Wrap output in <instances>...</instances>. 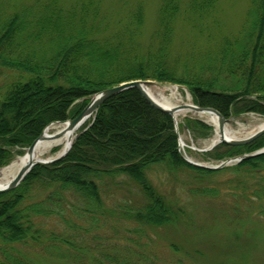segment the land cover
<instances>
[{"label":"trees","instance_id":"1","mask_svg":"<svg viewBox=\"0 0 264 264\" xmlns=\"http://www.w3.org/2000/svg\"><path fill=\"white\" fill-rule=\"evenodd\" d=\"M216 1L161 0L155 29L142 46L141 5L121 22L110 20L102 0H0V168L47 125L76 117L92 95L131 80L183 86L195 105L226 119L264 116V0H247L235 37L200 54H173L179 15L200 22L213 15ZM185 127L201 138L212 131L199 120H185ZM263 147L264 134L245 146L220 144L198 155L219 163ZM156 170L181 180L190 198L231 197L219 212L228 223L219 229L213 222L189 224L188 242L231 239L249 247L244 242L258 236L256 223L264 228V154L220 170L194 167L178 150L172 117L129 89L97 108L62 160L36 165L15 189L0 194V264H37L25 250L53 263L157 264L142 239L157 247L152 236L183 225L184 211L152 181ZM227 173L232 177L222 184H210ZM248 218L255 226L246 225ZM166 244L174 264H227L191 246Z\"/></svg>","mask_w":264,"mask_h":264},{"label":"rangeland","instance_id":"2","mask_svg":"<svg viewBox=\"0 0 264 264\" xmlns=\"http://www.w3.org/2000/svg\"><path fill=\"white\" fill-rule=\"evenodd\" d=\"M32 1L34 0H17L18 3H30ZM71 1L72 0H60L64 5L70 4ZM160 1L161 0H102V9L110 20L123 22L129 19L131 15L130 12L134 7L136 8L138 5H141L144 23L141 33H139L138 41L142 46H145L150 40L151 33L155 29ZM216 2L217 7L213 15L211 17H204V20L202 19L200 22L197 21L194 23V16L190 13H182L179 15L175 22L173 37L174 55H176V53L185 52L187 54L188 52L200 54L215 46L221 38L235 37L238 32L241 31L246 12L249 8L248 1L217 0ZM197 23L198 27L196 26ZM151 89L153 91H162L165 98L176 105L192 102L190 93L183 86L155 82ZM173 90H176L174 95L172 93ZM185 120H199L203 123H207L205 119L190 112L179 118L177 122L181 141L179 147L181 155L207 166L217 165V163L202 159L201 156L198 155L199 152H197V150H203L210 144L209 142L214 136L213 127L210 126L212 131L208 137H195V135L185 127ZM263 123L264 116L249 113L230 118L226 128L234 137L242 138L254 132ZM24 154L25 151L23 150V153L21 155H16L10 164ZM182 176L183 175H177V178L181 179ZM231 177L232 175H230V173L218 175L216 178L213 177L210 179V184H222L226 179ZM151 178L162 191L172 193V200L177 199V202L178 200L180 201V203L175 202L174 204H178V206L183 209L184 217L181 219L182 223L185 224L164 229L160 235L155 234L152 236L153 239H155L154 241H156L154 244H157V247L153 248L152 242L147 239H142V242L147 245L146 247H148V249L151 250L152 248L154 250L157 264H174L175 257L172 256L171 250L168 249L166 244L171 242L178 243V245L180 244L179 246L183 248H189V246H191L192 250L198 249L204 251L207 258L211 262L213 261V263L224 259L227 264H264V228L260 223H256L259 233L258 236L255 235L253 237L251 235L249 238L251 239L250 242H244V245L247 243L249 244V247L246 246L247 248L244 247L241 242H234L231 239L226 242L217 241V239L209 241L200 240L198 242L194 240L193 243L188 242L190 239L188 236L193 234L191 227L188 226L189 224L194 227L195 225H212L213 222L217 225V229L222 228L227 218H221L219 212L223 210L226 211V208H222L221 206L229 204L228 198H231L229 195H227L228 198L223 195L219 200L213 202H211V200H201L194 197L190 198L178 183L181 180H176V182L172 177L169 175L167 176L161 170H156L152 173ZM175 187L176 189H173ZM226 223H228L227 220L225 221V224ZM246 225L255 226L249 218L247 219ZM255 244L257 245L254 248ZM243 249L245 250L244 255L242 254ZM25 252L28 253L30 260L37 264L43 262H45V264H63L53 263L33 251L25 250Z\"/></svg>","mask_w":264,"mask_h":264},{"label":"water","instance_id":"3","mask_svg":"<svg viewBox=\"0 0 264 264\" xmlns=\"http://www.w3.org/2000/svg\"><path fill=\"white\" fill-rule=\"evenodd\" d=\"M154 82L149 81V80H131L127 82L120 83L118 85L112 86L105 88L94 95L91 96L85 107L82 109V111L74 118L68 119L65 122H56L55 124L60 125V124H65V129L71 132H75L74 136L72 139H70V143L68 148L63 151L62 153L54 156V157H49L44 160H38V161H29L26 165H24L17 173L16 175L6 184L0 185V194L2 193H7L13 189H15L23 180L24 178L29 174V172L32 170L33 167H35L38 164H54L62 160L70 150L72 146L73 139L77 136V131L80 129V127L90 118L94 115L96 112L97 108L106 100L109 98L123 92L129 89H134L136 90L144 99L147 103H149L153 108L156 110L165 113L169 116L172 117L173 123H174V129L175 133L178 134V129H177V123L175 121L174 115L177 113H180L182 111H188L192 112L197 115H211L216 118V126L218 129L219 133V139L216 142L210 143L205 149L203 150H197L199 152H207L215 148L217 145L220 144H225L228 146H245L253 142L254 140L258 139L264 134V123L260 125L254 132L242 137V138H236V137H226L225 136V128L226 125L229 123V119L224 118L218 111L215 109L209 108V107H199L194 104H182V105H176L171 108H166L154 101L148 94L147 90L149 87L153 86ZM63 130V131H64ZM62 131V132H63ZM61 132V133H62ZM60 134V133H59ZM58 134V135H59ZM43 132L33 141V143L26 149V154L31 155L34 145L42 138ZM264 154V147L260 150H257L253 153H248V154H242L233 158H229L226 161L220 162L216 166H207L202 163L194 162L190 159L184 158V160L198 168H203L207 170H220L224 167L240 163L244 160H248L257 156H261Z\"/></svg>","mask_w":264,"mask_h":264},{"label":"bare ground","instance_id":"4","mask_svg":"<svg viewBox=\"0 0 264 264\" xmlns=\"http://www.w3.org/2000/svg\"><path fill=\"white\" fill-rule=\"evenodd\" d=\"M147 92L154 101H156L163 107L171 108L173 106H176V104L171 103L168 99L165 98L162 91H153L150 87ZM172 93L174 95L176 93V90H173ZM186 113L187 111H182L175 114V120L178 121L179 118L184 116ZM199 117L205 119L207 122L211 123L214 126V136L209 143L216 142L219 139V133L216 126V118L214 116L205 114L200 115ZM64 129L65 124H56L47 127L43 132L42 138L34 145L31 155H27L25 153L24 155L18 157L10 165L0 169V185L8 183L16 175V173L29 161L34 162L38 160H44L49 157H54L65 151L68 148L70 139H72L75 132L73 133ZM224 132L227 138L234 137L233 135H231L230 131L227 128H225Z\"/></svg>","mask_w":264,"mask_h":264}]
</instances>
